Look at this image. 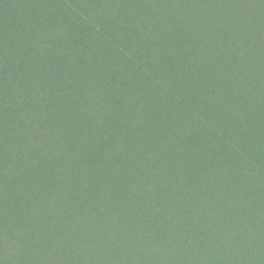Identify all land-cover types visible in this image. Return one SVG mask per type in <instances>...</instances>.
<instances>
[{"label":"trees","instance_id":"1","mask_svg":"<svg viewBox=\"0 0 264 264\" xmlns=\"http://www.w3.org/2000/svg\"><path fill=\"white\" fill-rule=\"evenodd\" d=\"M0 264H264V0H0Z\"/></svg>","mask_w":264,"mask_h":264},{"label":"rangeland","instance_id":"2","mask_svg":"<svg viewBox=\"0 0 264 264\" xmlns=\"http://www.w3.org/2000/svg\"><path fill=\"white\" fill-rule=\"evenodd\" d=\"M128 66H129V65H128ZM188 98H189V101L193 100V96H189ZM149 109L154 110L153 107H150Z\"/></svg>","mask_w":264,"mask_h":264}]
</instances>
